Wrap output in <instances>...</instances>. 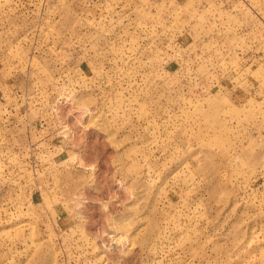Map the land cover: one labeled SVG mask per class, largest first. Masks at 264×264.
<instances>
[{"label":"rangeland","instance_id":"374dc122","mask_svg":"<svg viewBox=\"0 0 264 264\" xmlns=\"http://www.w3.org/2000/svg\"><path fill=\"white\" fill-rule=\"evenodd\" d=\"M0 264H264V0H0Z\"/></svg>","mask_w":264,"mask_h":264}]
</instances>
